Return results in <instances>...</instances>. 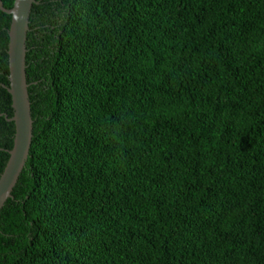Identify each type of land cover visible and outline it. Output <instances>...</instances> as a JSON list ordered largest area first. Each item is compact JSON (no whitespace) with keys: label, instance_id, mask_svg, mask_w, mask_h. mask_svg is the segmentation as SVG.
I'll use <instances>...</instances> for the list:
<instances>
[{"label":"trees","instance_id":"obj_1","mask_svg":"<svg viewBox=\"0 0 264 264\" xmlns=\"http://www.w3.org/2000/svg\"><path fill=\"white\" fill-rule=\"evenodd\" d=\"M26 47L33 139L0 264H264V0H37Z\"/></svg>","mask_w":264,"mask_h":264},{"label":"water","instance_id":"obj_2","mask_svg":"<svg viewBox=\"0 0 264 264\" xmlns=\"http://www.w3.org/2000/svg\"><path fill=\"white\" fill-rule=\"evenodd\" d=\"M34 3L37 0H14L13 6L6 8L0 0V9L11 15L8 30L9 85L3 86L11 94L14 111L13 116H5L15 124L13 146L7 149L9 158L0 176V210L7 199L12 197V191L29 157L33 139V118L26 75V40Z\"/></svg>","mask_w":264,"mask_h":264}]
</instances>
